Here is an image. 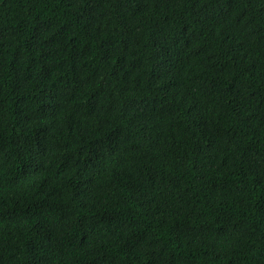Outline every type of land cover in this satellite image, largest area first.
<instances>
[{"label": "trees", "instance_id": "trees-1", "mask_svg": "<svg viewBox=\"0 0 264 264\" xmlns=\"http://www.w3.org/2000/svg\"><path fill=\"white\" fill-rule=\"evenodd\" d=\"M0 264H264V0H0Z\"/></svg>", "mask_w": 264, "mask_h": 264}]
</instances>
